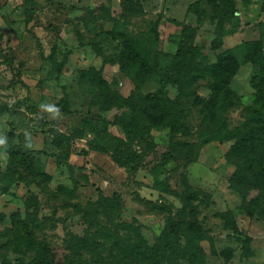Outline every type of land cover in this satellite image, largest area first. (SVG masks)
Segmentation results:
<instances>
[{
    "label": "rangeland",
    "instance_id": "obj_1",
    "mask_svg": "<svg viewBox=\"0 0 264 264\" xmlns=\"http://www.w3.org/2000/svg\"><path fill=\"white\" fill-rule=\"evenodd\" d=\"M34 2L31 12L21 0H0V264H117V245L149 253L163 234L177 254L148 264H264V220L231 184L235 167L226 154L234 141L203 145L209 120L199 102L211 94L213 68L226 67L239 101L228 125L245 122L260 73L235 48L264 43V0L235 1L220 47L222 0ZM156 52L163 73L183 57L193 96L179 98L158 78L136 91ZM106 88L147 98L137 117L155 150L117 121L129 109L105 110ZM104 199L120 204L113 219L87 218Z\"/></svg>",
    "mask_w": 264,
    "mask_h": 264
},
{
    "label": "trees",
    "instance_id": "obj_2",
    "mask_svg": "<svg viewBox=\"0 0 264 264\" xmlns=\"http://www.w3.org/2000/svg\"><path fill=\"white\" fill-rule=\"evenodd\" d=\"M27 11H33L35 5L34 0H21ZM226 9L216 7V12L219 18L218 38L215 42L217 47L223 45L224 41V26L236 17V0H222ZM160 15L159 20L153 26L155 34L154 43L159 42V26L160 20L163 19ZM188 34L195 33V30L190 26H183ZM248 51L245 52L244 46L235 48V52L243 55L245 63L255 65L260 73L259 83L261 87L258 90L256 101L250 109L247 110L245 122L238 127L231 128L228 125L227 114L233 109H237L239 101L233 92L229 89L227 73L229 70L226 67L217 66L213 68L212 79L214 80L211 86V94L208 99L199 100L200 104L207 112V121L202 127L203 145H208L218 141H234V145L226 154L227 161L235 167L232 175V188L239 193L243 200L245 208H248L250 214H258L264 220V43L262 40L248 44ZM194 52V49H192ZM160 53L155 54L154 67L147 70V74L140 78V86L138 91L144 85L152 81L154 78L161 80L162 84H172L177 87L178 97L188 99L193 94H189L187 87L192 81L190 71L180 70V65L183 57L176 60L175 67L167 73H163L158 63ZM8 66L12 67L13 62L9 60ZM239 68L235 67V71ZM107 89V88H106ZM136 91L130 97L123 98L119 93H112L108 89L105 95V110L121 105L126 107L131 112V116H122L117 118V121L124 128H133L136 132V137L147 145L151 150H155V146L146 139L145 132H148L143 127L142 121L137 117L140 113H146L143 109L148 105L147 98L136 96ZM63 112L68 113L67 108ZM168 112H164V115ZM170 117V116H168ZM149 135V134H148ZM16 154V152H15ZM17 155V154H16ZM5 193H8L5 190ZM26 212L30 213L32 205L29 202L25 204ZM120 204L111 199H104L98 202L94 207L85 211L87 218H96L100 213H104L108 219L112 220L111 212L119 211ZM232 229L238 233L235 224H232ZM109 238H112L111 236ZM244 242L243 255H250L251 238H241ZM84 239L78 240V243L85 245ZM119 250H122V260L117 261V264H148L151 261H166L169 256L177 254V243L168 234H163L156 246L149 253H142L140 245H117ZM37 264H48L45 260ZM65 264H85L78 259L66 261ZM94 264H105L104 260H97Z\"/></svg>",
    "mask_w": 264,
    "mask_h": 264
}]
</instances>
